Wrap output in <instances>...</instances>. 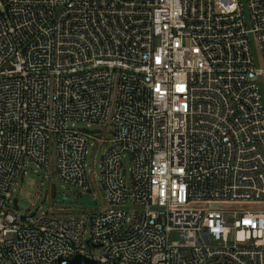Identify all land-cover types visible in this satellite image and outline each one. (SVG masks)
<instances>
[{"label": "built area", "instance_id": "built-area-1", "mask_svg": "<svg viewBox=\"0 0 264 264\" xmlns=\"http://www.w3.org/2000/svg\"><path fill=\"white\" fill-rule=\"evenodd\" d=\"M106 124V208L22 215L18 181L53 143L88 188ZM78 256L264 264V0H0V264Z\"/></svg>", "mask_w": 264, "mask_h": 264}, {"label": "rangeland", "instance_id": "rangeland-1", "mask_svg": "<svg viewBox=\"0 0 264 264\" xmlns=\"http://www.w3.org/2000/svg\"><path fill=\"white\" fill-rule=\"evenodd\" d=\"M86 124L77 123L76 128L83 129ZM111 124L95 125L91 131H100L99 138L103 141L96 145H89L86 159L88 172V188L86 190L69 187L58 175V157L56 145L51 147L50 164L48 168L30 166L29 173L20 177L14 200L18 201V208L22 215L37 213L40 216L45 212H52L58 218H84L89 220L92 213L101 211L107 206V194L101 185L102 161L105 152L110 148L109 141L113 134ZM132 162L130 158L124 160V169L127 178L130 177ZM65 195L71 201L61 200ZM89 198L97 203L98 209L81 203V199ZM90 235V227L86 237Z\"/></svg>", "mask_w": 264, "mask_h": 264}, {"label": "water", "instance_id": "water-1", "mask_svg": "<svg viewBox=\"0 0 264 264\" xmlns=\"http://www.w3.org/2000/svg\"><path fill=\"white\" fill-rule=\"evenodd\" d=\"M61 200L63 201H66V200H69L71 201V199H68L65 195H61ZM81 203H84L88 206H90L91 208H95L96 207V204L93 203L89 198H83L81 199ZM14 204L16 205L17 204V200H15ZM32 216H35V214H33ZM26 217H23V220L25 221ZM93 261L87 259V258H84V257H81V256H78L75 258V260L72 262V264H91Z\"/></svg>", "mask_w": 264, "mask_h": 264}]
</instances>
